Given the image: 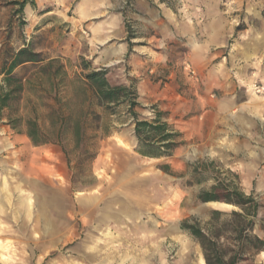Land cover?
<instances>
[{"label":"rangeland","instance_id":"obj_1","mask_svg":"<svg viewBox=\"0 0 264 264\" xmlns=\"http://www.w3.org/2000/svg\"><path fill=\"white\" fill-rule=\"evenodd\" d=\"M248 1L251 16L261 15L263 19L264 0ZM73 7L74 0H0V72L14 54L27 48L45 62L59 61L67 75L60 86L51 82L49 76L38 80L34 77L37 70L30 65L13 73L25 89L17 101H12V111L0 115V264H141L140 254L121 221L119 206L113 207L111 221L101 220L103 214L97 207H77L76 198L82 202L90 198L100 204L106 200L113 206L126 200L116 169L133 164L130 146L122 139L128 130L123 125L133 121L125 105L113 112L87 110L88 97L76 80L82 74L80 60L90 62L91 68H101L90 59L86 34L74 26ZM108 70V82L118 85L125 72ZM2 80L0 75V88ZM134 84L132 79L126 86ZM135 112L139 120L152 121V116L147 115L150 112L139 105ZM9 120H20L18 128L13 129ZM27 120L37 122L48 140L46 144L34 146L30 142L26 136ZM76 123L81 126L78 146L72 131ZM168 129L178 134L177 147H184L182 135L171 126ZM262 143L256 140L248 154L241 152L235 158L240 170L251 168L254 176L262 175ZM138 150L144 152L142 147ZM214 151L208 158L197 154L192 164H209V174H217L234 186L240 184L243 191L236 173L227 169L232 160ZM155 166L166 165L160 162ZM174 175L182 179L184 187H193V194L209 190L214 183L194 170ZM253 198L263 208L262 216L255 221V231L264 238V193ZM192 206L193 202L181 205V220L195 217L204 221L212 210L203 207L195 211ZM217 208L222 212L236 210L229 205ZM164 210L165 206L158 207L155 202V225L162 222ZM197 247L177 230L169 237L160 232L159 243L155 244V264H176L183 251L192 252L184 263L203 264L202 256L198 259L195 253ZM256 262L264 264V252L256 257Z\"/></svg>","mask_w":264,"mask_h":264},{"label":"crops","instance_id":"obj_2","mask_svg":"<svg viewBox=\"0 0 264 264\" xmlns=\"http://www.w3.org/2000/svg\"><path fill=\"white\" fill-rule=\"evenodd\" d=\"M249 9L248 0H74L73 23L87 36L93 64L125 72L119 84L134 79L138 105L150 112V119L158 117L178 131L186 143L171 157L140 154L132 137L134 123L128 121L122 139L130 146L133 164L116 169L126 200L113 206L106 200L100 204L76 198L78 208L97 207L103 221H111L113 207L121 208V221L141 264H155L160 232L169 237L177 230L193 242L180 229L183 203L193 202L195 211H221L217 205H225L200 203L197 196L207 189L193 194V187H184L175 177L196 167L192 158L197 160V154L208 158L215 150L231 159L227 169L236 173L243 192L264 193V168L256 177L251 168L240 170L235 159L241 152L248 154L256 140L263 142L264 152V95L252 87H264V20L251 16ZM240 22L244 24L239 28ZM160 162L166 171L155 166ZM155 202L165 206L156 225ZM262 213L261 207L258 217ZM196 251L199 259L200 248ZM190 252L180 253L176 264H188L184 260Z\"/></svg>","mask_w":264,"mask_h":264},{"label":"trees","instance_id":"obj_3","mask_svg":"<svg viewBox=\"0 0 264 264\" xmlns=\"http://www.w3.org/2000/svg\"><path fill=\"white\" fill-rule=\"evenodd\" d=\"M262 16L264 19V12ZM26 65L37 70L34 77L38 80L49 76L51 82H56L60 86L67 76L64 66L59 61L45 62L27 48L19 50L14 54L10 64L0 72V75H3V86L0 88V115L4 111H12V101H17L24 92L25 85L13 73ZM91 65L90 62L81 59L79 67L82 74L76 79L88 97L85 98V102L87 101L89 113L95 108L103 112H113L116 107L125 105L134 123V136L138 147L144 149V152L140 150L137 152L155 157H171L172 151L178 145L176 142L178 134L170 131L168 125L160 122L158 117L152 121L139 120L135 112L138 103L133 85L112 86L107 80L110 70L94 69ZM9 123L13 129H17L20 120H9ZM25 123L26 136L34 146L48 142L36 121L27 120ZM72 131L75 146H78L81 126L76 123ZM167 169V166L163 167V170ZM193 170L214 182L209 190L199 193L197 199L200 203L216 202L236 209L230 212L211 210L204 221L194 217L180 223V229L199 246L204 264H259L256 257L264 252V240L256 234L255 221L259 218L261 205L253 196L246 195L238 184L234 186L217 174H209L212 173L209 164L198 165Z\"/></svg>","mask_w":264,"mask_h":264},{"label":"built area","instance_id":"obj_4","mask_svg":"<svg viewBox=\"0 0 264 264\" xmlns=\"http://www.w3.org/2000/svg\"><path fill=\"white\" fill-rule=\"evenodd\" d=\"M125 5H127V3ZM185 69L191 77L194 76V72L188 66H186ZM252 87H253L254 93H256L257 95H264V87L257 85V84H254Z\"/></svg>","mask_w":264,"mask_h":264},{"label":"bare ground","instance_id":"obj_5","mask_svg":"<svg viewBox=\"0 0 264 264\" xmlns=\"http://www.w3.org/2000/svg\"><path fill=\"white\" fill-rule=\"evenodd\" d=\"M203 264H204V261L202 260Z\"/></svg>","mask_w":264,"mask_h":264}]
</instances>
